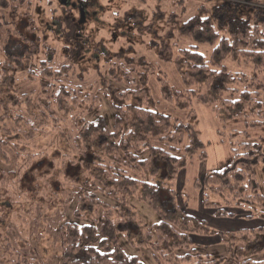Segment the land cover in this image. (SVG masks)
Here are the masks:
<instances>
[{"label": "trees", "instance_id": "1", "mask_svg": "<svg viewBox=\"0 0 264 264\" xmlns=\"http://www.w3.org/2000/svg\"><path fill=\"white\" fill-rule=\"evenodd\" d=\"M258 2L264 6L263 1ZM249 8L248 12H240L232 3L212 10L203 8L200 15L179 28L187 38L214 47L208 60L198 47L179 49L174 65L185 90H172L161 74L158 77L162 96L188 112L187 122L143 105L142 99L146 101L150 95L148 79L154 73H138L132 64L130 73L123 70L122 79L117 78V74L114 78L132 86V74H137L140 77L138 89L106 86L99 96L81 95L84 93L77 87L63 83L62 78H69V74L58 71L53 75L51 68L44 64L41 77L57 76L58 79L49 81L39 102L33 103L39 121L38 118L24 119V115L30 114V108L16 96L12 95V99L17 102L6 106L0 102L3 112L0 123L13 122V128L5 127L0 131V161L10 162L6 148L21 159L12 172L21 177L18 185L22 186L31 173L47 163L50 170L43 178L51 190L55 185L59 193L65 183L78 190L71 193L66 202L76 203V221H64L58 228L61 264H144L141 258L127 254L119 244V234L129 238L126 232L130 231L137 232L140 238H135L137 243L130 245L151 249L159 264H227L235 254L240 264H264V228L233 234L212 230L207 223L197 221L179 207L176 190L181 172L195 158L207 159L206 146L196 127L198 118L193 105L198 101L210 108L223 128L239 121L246 127L244 132L234 131L229 135L231 158L227 164L196 181L203 208L214 210L218 218H234L227 213L229 208L250 213L249 219L264 218V188L257 181V169L264 166V136L252 141L249 132L264 130V82L260 78L264 74V7ZM229 58L252 65L253 73L248 76L230 72L224 65ZM9 60L22 66L16 56H9ZM112 66L115 70V65ZM123 66L128 67V64ZM74 71L70 76L77 81L79 77ZM4 79L5 74H2L0 84ZM101 97L108 98L115 109L112 128L99 114ZM54 108L56 113L63 114L64 120L54 116ZM49 113L51 115L47 116ZM65 121L76 128L72 139L78 153L48 163L34 136L50 134L45 132L47 126ZM26 126H30L28 132ZM83 176L85 181L80 182ZM131 199L147 204L159 215V223L153 228L142 224L130 206ZM212 236L220 237L226 245L227 259H208L198 252L191 240V237Z\"/></svg>", "mask_w": 264, "mask_h": 264}, {"label": "rangeland", "instance_id": "2", "mask_svg": "<svg viewBox=\"0 0 264 264\" xmlns=\"http://www.w3.org/2000/svg\"><path fill=\"white\" fill-rule=\"evenodd\" d=\"M61 1L3 0L0 4V79L2 74L6 77L0 84V102L5 106L17 102L12 99L16 96L20 101L28 103L30 118L24 115L27 121L37 118L39 121L40 116L35 113L37 109L33 103L39 102L38 98L43 88L50 84L49 81L58 79L57 76L41 77L44 64L51 68L53 75L58 71L69 74V78H62L63 83L77 87L84 93L81 95L90 96L101 95L106 86H116L121 90L138 89L140 77L137 74H132V86L125 80L117 82L114 78L117 74V78L122 79L123 70L130 73L132 68L129 66L132 64L138 73H154L148 79L150 95L146 101L142 99L145 102L143 105L175 120L187 122L188 112L179 109L175 103H169L162 96L158 77L161 74L172 90H185V84L174 65L179 49L198 47L208 60L214 47L187 38L180 33L179 28L200 15L203 8L212 10L232 3L238 6L240 12H248L249 7H264L259 0H84L89 6V15L82 24L79 12ZM11 55L21 59V67L9 60ZM122 64H128V67H121ZM112 65H115V70H112ZM224 65L235 74L250 76L253 73L252 65L236 63L230 58ZM144 68L150 70L145 72ZM73 70L78 74L77 81L71 79ZM260 78L264 82V74ZM101 100L99 114L112 128L115 109L108 98L101 97ZM193 106L198 118L196 127L206 146L207 159L201 161L195 158L179 175L176 184L179 207L197 221L205 222L212 230L223 234L254 232L264 228V218L249 219L250 213L239 209H227V213L234 215V218L229 219L218 218L214 210L203 208L201 192L195 188L196 181L227 164L231 158L229 135L234 131L244 132L246 127L239 121L223 128L210 108L198 101H194ZM2 113L0 110V116ZM53 113H56L55 108ZM62 115L57 112L54 116L64 120ZM27 121L22 122L23 125ZM53 126L46 128L45 132L50 134L34 136L38 149L45 154L48 163L78 153L75 140L72 139L76 132L75 126L70 121L56 122ZM5 127L13 128V122L0 123V131ZM26 127L28 132L30 126ZM249 132L252 141L264 136V130ZM23 148L26 149L25 146ZM6 152L10 162L5 159L0 161V264L20 261L24 264H61L62 247L58 228L64 221H76V203L66 202L70 194L78 190L67 183L62 185L59 193L55 185L51 190L43 178L50 170L47 163L39 171L31 173L28 180L19 186L21 177L18 178L12 172L21 159L16 157L12 149L6 148ZM80 179V182H84L85 176ZM52 181L57 183V180ZM257 181L263 189L264 166L257 169ZM63 188L67 189L66 192ZM129 203L142 224L153 228L159 223V215L147 204L137 199H131ZM126 235L129 238L121 233L118 239L127 254L141 258L144 264H159L151 249L130 245L132 242L137 243L135 238L140 239L137 232H126ZM191 240L198 247V252L208 259H227L229 255L226 245L222 244L218 236L191 237ZM203 247L204 250L201 249ZM240 263L235 254L227 264Z\"/></svg>", "mask_w": 264, "mask_h": 264}, {"label": "flooded vegetation", "instance_id": "3", "mask_svg": "<svg viewBox=\"0 0 264 264\" xmlns=\"http://www.w3.org/2000/svg\"><path fill=\"white\" fill-rule=\"evenodd\" d=\"M61 2L64 3V5H71V7L74 10H77L80 14V22L83 24V22L87 19L88 15H89V11H88L89 6L87 5V2L84 0H75V2H71V0H62ZM84 2H86V3H84Z\"/></svg>", "mask_w": 264, "mask_h": 264}, {"label": "crops", "instance_id": "4", "mask_svg": "<svg viewBox=\"0 0 264 264\" xmlns=\"http://www.w3.org/2000/svg\"><path fill=\"white\" fill-rule=\"evenodd\" d=\"M203 238V237H202ZM205 238V237H204Z\"/></svg>", "mask_w": 264, "mask_h": 264}]
</instances>
